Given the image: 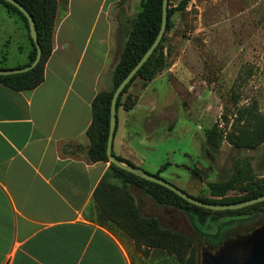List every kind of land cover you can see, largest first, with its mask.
I'll return each instance as SVG.
<instances>
[{"label": "crops", "instance_id": "1", "mask_svg": "<svg viewBox=\"0 0 264 264\" xmlns=\"http://www.w3.org/2000/svg\"><path fill=\"white\" fill-rule=\"evenodd\" d=\"M120 1H99L89 18L91 0H57L62 13L56 12L41 83L27 91L0 84V264H143L152 254L167 257L137 245L129 223L108 218L93 198L103 181L123 184L109 162L86 156L91 103L109 85L121 49V15L128 18L126 11L112 17ZM5 15L20 45L8 50L1 39L9 38L0 37V68L16 69L28 62L31 43L22 21ZM138 104L116 109L112 153L144 169L151 111L136 117ZM126 189L142 216L155 217L145 214L152 208L148 196L131 184Z\"/></svg>", "mask_w": 264, "mask_h": 264}, {"label": "rangeland", "instance_id": "2", "mask_svg": "<svg viewBox=\"0 0 264 264\" xmlns=\"http://www.w3.org/2000/svg\"><path fill=\"white\" fill-rule=\"evenodd\" d=\"M99 1L91 0L86 16L96 14ZM138 1L121 0L112 17L126 11L121 14L132 18ZM179 1L169 0V8ZM5 12L0 7V37L9 38L8 45L1 41L8 50L16 49L20 39ZM56 12L62 13L59 6ZM170 21L160 49V69L146 82L136 78L117 109L135 99L136 117L151 111V137L146 140L151 150L143 153V171L154 175L163 165L159 176L189 196L229 202L247 187L264 183V0H189ZM108 76L105 91L112 88ZM257 116L259 132H255ZM212 129L220 137L216 150L205 142ZM151 205L145 214L192 240L196 264H202L204 253L213 254L224 241L264 223V206L260 212L238 217L209 213V220L199 224L189 212L153 201ZM226 222L229 226L218 236L219 226ZM217 236L216 241L211 238ZM187 259L188 251L182 253V261L179 255L176 261L174 256L152 254L143 264H186Z\"/></svg>", "mask_w": 264, "mask_h": 264}, {"label": "trees", "instance_id": "3", "mask_svg": "<svg viewBox=\"0 0 264 264\" xmlns=\"http://www.w3.org/2000/svg\"><path fill=\"white\" fill-rule=\"evenodd\" d=\"M15 1L21 4L33 19L37 33V41L41 48V58L38 64L27 72L0 76V84L14 91H27L35 88L43 79V67L52 50V33L55 25L57 0ZM188 2L189 0H180L176 7L169 8L168 0L165 32L151 56L119 94L116 102V109L121 106L120 100L122 95L136 78H141L143 80L146 79V82L147 79H150L154 75L155 71L160 69L163 62L160 49L164 41V35L171 27L170 17L174 11L184 8ZM0 5L5 8L9 14L17 16L24 25L28 39L31 43L28 62L24 65L27 66L35 57V47L29 37L26 19L20 11L10 3L0 0ZM124 19L125 23L124 27H122L119 58L111 70L112 88L110 91H101L97 93L91 103L92 120L86 131L89 140V148L86 156L91 162H109L105 154V148L108 135L110 99L115 87L138 62L154 41L161 22V0H139L138 9L132 18L125 17ZM142 75H145V77H140ZM134 100L135 99L127 105H123V107L126 110L131 109L135 104ZM257 119L258 116L254 118L258 126H255V132H259V129H257L259 128V122H257ZM219 138L220 137L216 135V131L212 129L207 133L205 142L209 148L216 150ZM250 138L255 137L251 136ZM115 158L123 164L133 166L120 157L115 156ZM163 169H165V166L161 165L154 176L161 178L158 173ZM108 170L114 177L120 179L123 183L122 186H116L107 184L103 181L98 184L93 192L95 202L104 210L108 218L119 225L123 224L125 221L129 223L130 236L135 239L137 245L143 244L145 247L152 248L155 251H165L168 256H174L176 261H178V255L179 260L182 261V253L188 251L186 264H196L195 249L192 240L180 232H175L170 228L162 226L161 221L155 217L142 216L134 205L132 196L127 192L126 184H131L137 187L156 205L169 206L189 212L194 216L195 223L199 224L205 223L209 220L207 218L209 213H236L235 216L238 217V215H249L251 213L260 212L261 207L264 206V201H261L243 207L240 210L211 211L202 207L194 206L165 187L146 181L129 172L119 169L110 162ZM242 192L244 193L242 196L229 202L202 197L196 199L213 204L243 202L264 195V183L261 185L258 183L256 185H251ZM219 195L222 196L224 194L221 192ZM229 224L230 222H226L224 225L219 226L218 236L225 233ZM218 236L211 238L216 241Z\"/></svg>", "mask_w": 264, "mask_h": 264}, {"label": "water", "instance_id": "4", "mask_svg": "<svg viewBox=\"0 0 264 264\" xmlns=\"http://www.w3.org/2000/svg\"><path fill=\"white\" fill-rule=\"evenodd\" d=\"M3 1L13 5L25 17L27 22L29 37L35 47V57L33 61L27 66L16 69H0V76L27 72L32 68H34L38 64L41 58V48L37 41V33L32 17L25 10V8L17 1L15 0H3ZM167 4H168V0H161V22H160L159 31L154 41L145 51L142 57L138 60V62L131 68V70L126 74V76L115 87L112 93L110 99V106H109L108 135H107L106 148H105L106 157L108 161L112 163L115 167L122 169L126 172H129L146 181L165 187L166 189L172 191L174 194H176L178 197L185 200L186 202L197 207H202L204 209H208L212 211L236 210L264 201V195H261L250 200L237 202V203H230V204H213V203L202 202L194 197L189 196L188 194L178 189L177 187L173 186L172 184L168 183L162 178L149 174L140 168L121 163L115 158V156L112 153V140L116 125L117 98L121 93V91L125 88V86L129 83V81L137 73V71L141 68V66L147 61V59L153 53L154 49L159 44L165 32L166 19H167ZM241 251H246V255L244 256L243 259L239 258V253ZM203 264H264V227L254 230L251 234L240 240L224 243L220 248V250L215 255L207 254V258H205Z\"/></svg>", "mask_w": 264, "mask_h": 264}, {"label": "flooded vegetation", "instance_id": "5", "mask_svg": "<svg viewBox=\"0 0 264 264\" xmlns=\"http://www.w3.org/2000/svg\"><path fill=\"white\" fill-rule=\"evenodd\" d=\"M261 227H264V223L259 224V222H258V224H257L255 227L251 228V230L248 231L247 233H245L244 235H240L239 237H235V238H233V239L226 240V241H224V243H226V242H232V241H236V240H240V239H242V238L248 236L249 234H251L254 230L259 229V228H261ZM224 243H223V244H224ZM219 250H220V249H218V250H217L215 253H213V254H212V253H207V252L204 253V254L202 255V260H201L202 264H203L205 258H207V254H209V255H215ZM245 255H246V251H241V252L239 253V258H240V259H243Z\"/></svg>", "mask_w": 264, "mask_h": 264}]
</instances>
